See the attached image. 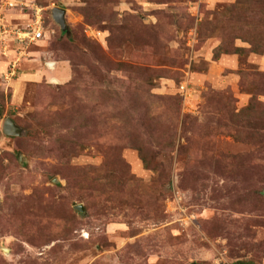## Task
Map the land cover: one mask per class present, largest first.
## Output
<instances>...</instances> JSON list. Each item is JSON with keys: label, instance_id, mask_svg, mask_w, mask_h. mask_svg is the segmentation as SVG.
Masks as SVG:
<instances>
[{"label": "rangeland", "instance_id": "374dc122", "mask_svg": "<svg viewBox=\"0 0 264 264\" xmlns=\"http://www.w3.org/2000/svg\"><path fill=\"white\" fill-rule=\"evenodd\" d=\"M38 12L0 51V264H264V0H0Z\"/></svg>", "mask_w": 264, "mask_h": 264}, {"label": "built area", "instance_id": "2783aa9c", "mask_svg": "<svg viewBox=\"0 0 264 264\" xmlns=\"http://www.w3.org/2000/svg\"><path fill=\"white\" fill-rule=\"evenodd\" d=\"M10 5L13 4L11 3ZM45 38L46 34L40 12L37 13L36 20L32 23L27 26L16 25L14 28L7 25L2 16L0 17V51H7L13 43L30 44L43 41ZM52 64L49 63L47 66L52 69L56 63H54L53 67L51 66Z\"/></svg>", "mask_w": 264, "mask_h": 264}, {"label": "water", "instance_id": "95a60500", "mask_svg": "<svg viewBox=\"0 0 264 264\" xmlns=\"http://www.w3.org/2000/svg\"><path fill=\"white\" fill-rule=\"evenodd\" d=\"M66 15L67 11L62 8H55L52 11L54 21L61 27L63 32L69 33ZM4 134L9 137H19L22 134V130L12 119H7L4 124ZM78 210L83 211V208L79 207Z\"/></svg>", "mask_w": 264, "mask_h": 264}, {"label": "crops", "instance_id": "0c3cea01", "mask_svg": "<svg viewBox=\"0 0 264 264\" xmlns=\"http://www.w3.org/2000/svg\"><path fill=\"white\" fill-rule=\"evenodd\" d=\"M16 14H19V13H16ZM15 13H14V15H12L11 17L13 18V19H15L14 21H16L17 19H19L20 17L21 18H23L21 15H17V16H15L16 15ZM24 14V13H23ZM13 21V22H14ZM37 60H32V62H36ZM31 62V63H32ZM8 63L9 62H7V61H4V60H0V78L3 80V76H5V74L7 73L6 71L8 70ZM43 64H41L40 63V67L39 66H37L36 68L37 69H39V68H41L40 70H43V71H45V69H44V67L42 66ZM58 65V64H57ZM36 68H35V70H36ZM47 68V67H46ZM37 73L35 74V73H32V74H30V73H27V75H30V76H32V77H40V71L38 70V71H36ZM26 76V75H25ZM55 76H57V75H55ZM24 80V79H23ZM15 86H13L14 87V90H15V94H16V97L18 98V96L20 95V93H21V89L23 88V81H18L17 83H15L14 84Z\"/></svg>", "mask_w": 264, "mask_h": 264}, {"label": "trees", "instance_id": "16d2710c", "mask_svg": "<svg viewBox=\"0 0 264 264\" xmlns=\"http://www.w3.org/2000/svg\"><path fill=\"white\" fill-rule=\"evenodd\" d=\"M235 52H236L237 54L242 55L243 53H245V49L237 48V49L235 50Z\"/></svg>", "mask_w": 264, "mask_h": 264}]
</instances>
